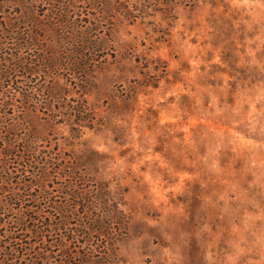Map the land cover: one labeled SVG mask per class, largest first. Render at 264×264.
Wrapping results in <instances>:
<instances>
[{"label":"rangeland","instance_id":"374dc122","mask_svg":"<svg viewBox=\"0 0 264 264\" xmlns=\"http://www.w3.org/2000/svg\"><path fill=\"white\" fill-rule=\"evenodd\" d=\"M60 1L0 0V264H264V0Z\"/></svg>","mask_w":264,"mask_h":264},{"label":"trees","instance_id":"16d2710c","mask_svg":"<svg viewBox=\"0 0 264 264\" xmlns=\"http://www.w3.org/2000/svg\"><path fill=\"white\" fill-rule=\"evenodd\" d=\"M51 1H54V2H62V1H60V0H51ZM85 1H88V3L90 4V6L92 5V4H94V3H97V1H98V5H100V2H101V0H85ZM94 1V2H93ZM70 0L69 1H67V3H69V4H67V5H64L65 7H63L62 8V10H63V12H66V13H68L69 11H68V8H69V6H70ZM102 2H105V1H102ZM116 3L117 4H119L118 6H120L119 8H117L116 9V15L117 14H120V15H123L126 19H128V20H133V19H137L138 18V15H135L134 13H133V10L132 9H130V7H129V4H126V3H124V2H120V0H117L116 1ZM120 8H122V9H120ZM104 9V8H103ZM120 10H123V11H120ZM105 11H106V9H105ZM114 205H115V203L113 204V207H114ZM116 207H115V214H116V216L114 215V218L115 219H113V220H123L122 219V217L123 218H125L124 216H122V215H124L123 214V212L119 209V205L116 203ZM89 217V216H88ZM100 221V223H102L101 221H104V218H102V219H100V217L99 218H97L96 219V222H99ZM118 221H116V222H118ZM91 222V221H90Z\"/></svg>","mask_w":264,"mask_h":264}]
</instances>
